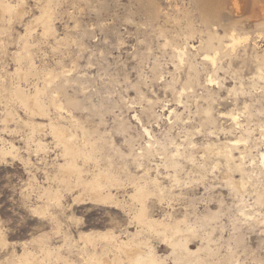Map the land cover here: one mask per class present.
<instances>
[{
	"label": "rangeland",
	"instance_id": "374dc122",
	"mask_svg": "<svg viewBox=\"0 0 264 264\" xmlns=\"http://www.w3.org/2000/svg\"><path fill=\"white\" fill-rule=\"evenodd\" d=\"M9 1L18 5V11L7 16L0 35V147L13 143L19 150L0 161V264H67L45 260L32 242L39 238L75 264H95L85 260L94 253L105 259L104 264H132L111 241L99 239L94 248L79 240L82 234L106 233L125 241L135 237L141 253L153 251L164 264H175L171 241L186 244L195 253L191 259L207 264H264V204L257 203L264 193L259 158L264 152V36L254 33L259 25L254 11L264 0L249 1L240 17L232 0L205 7L203 14L218 25L221 37L227 23L226 27L238 26V38L248 37L235 49L225 37L229 47L219 50L216 67L205 58L216 50L201 45L208 39L201 33L192 0H60L51 7L52 25L64 42L59 49L54 35L43 33L39 20L48 0ZM156 11L159 20L154 18ZM26 42L36 60L44 56L58 72L70 70L77 61V71L92 80L86 95L68 89L73 99L65 104L88 128L87 137L99 143L100 166L115 168L122 179L120 186L109 188L117 203L93 201L81 186L62 184L57 167L64 160L58 142L49 130L34 135L26 124L31 115L11 99V90L19 83L13 74L20 65L17 54ZM181 49L187 52L183 62L176 55ZM213 76L216 81L210 84ZM9 111L13 117L5 123ZM69 122L62 124L79 143L83 131ZM40 138L48 149L37 150ZM239 138L247 140L237 148L231 143ZM220 150H231L235 160ZM172 156L179 164L176 169L165 166ZM78 161L85 178H90L87 172L94 170V163ZM240 164L251 174L245 194L231 185V178L241 180L235 167ZM145 171L161 185L160 189L147 185L145 220L155 222L152 227L135 218L140 205L131 197L138 184L146 183ZM45 189L58 191L60 201H51ZM166 225L175 231H166ZM25 250L34 254L33 262L22 260Z\"/></svg>",
	"mask_w": 264,
	"mask_h": 264
},
{
	"label": "bare ground",
	"instance_id": "6f19581e",
	"mask_svg": "<svg viewBox=\"0 0 264 264\" xmlns=\"http://www.w3.org/2000/svg\"><path fill=\"white\" fill-rule=\"evenodd\" d=\"M58 1H60V0H48L47 3H46V6L42 9L41 16L39 17V20L44 25V32L43 33L48 34V35L49 34L50 35H54L55 40H53V41H55L54 44H56V47L54 45L53 46L56 49H59L61 45L64 46L63 40L59 39V37L56 35L57 32H55L56 30L54 29V27L52 25L53 14H52L51 7H52L53 4H56ZM192 1L194 2L193 5H195L196 11L199 12V18H198L199 22H201L202 26H203L202 27L203 30L201 31V33H205L206 37L208 39V40H206L207 43L204 42V40L201 41V45L205 46L208 50H216L214 52V54H212V55L210 53L209 54L206 53L205 58L212 63V66L216 67V66H218L217 62H218V56L220 54L219 50H221V49L223 50L224 48H228L229 47L228 45H225L226 44L225 37L227 38V40L231 41V43L233 44V48L234 49H235V47L237 45L242 43V41H244V42L247 41L248 37H246V38L245 37L244 38H242V37L238 38L237 34H235L236 33V29H237L236 28L237 25L235 23H234V25H232L230 27H226V26H228V23H227V25H225L223 23L225 25V26L223 25L221 27V28H223L222 30L225 33V37L223 38V37H221V34L219 33L218 25L211 24V22L209 20V17L208 18L205 17V15L203 14L204 10H206L205 7L207 5L210 6V5H214L216 3L218 4V2H221V0H192ZM249 1H252V0H232V2H230V4L232 3V5L234 7V13L237 14L236 15L237 17L243 16V12L245 10V5L248 4ZM255 1H256L255 2L256 4L259 3V2H257V0H255ZM17 7H18L17 4L13 5L9 0H0V35L3 32V26L2 25L4 24L6 18H8L7 16L8 15L11 16L14 12L16 13V11H18ZM193 12H195V10ZM19 13H20V11H19ZM215 13H213V14H215ZM218 13H220V12L218 11ZM254 13H255L254 22L255 23H259V25L256 27L257 30L254 33L256 34V36L258 38H261V37L264 36V3H262V2L259 3V6L256 7ZM13 15H15V14H13ZM218 15L219 14H217V16ZM189 16H190V14L188 15V17ZM214 17H215V15H214ZM154 18H156V19L159 18V12L158 11H156V14H154ZM185 18L187 19V17H185ZM210 19H213V18H210ZM216 20H218V19H216ZM188 21H191V20L188 19ZM212 22H213V20H212ZM218 22H221V21H218ZM30 26H31V24H30ZM191 26H193V25H191ZM0 42H1V38H0ZM77 44H78V47H79V43L78 42H77ZM216 44H219V48H217ZM192 47L194 48V46H192ZM83 49H84V47H83ZM186 53H187L186 50H182V49L177 51L176 55L179 58L178 60L180 62H183L184 56L186 55ZM223 54H225V53H223ZM17 56H18L17 57V59H18L17 62L20 65L15 69V73H13V74L19 80V83L16 84L15 87L12 88V90H11V99L16 101V102H18L19 104H21V106L26 110V112L29 115H31L32 121H30V119H29V122H26V124L28 126H30L31 131H32V133L34 135H36L38 133L42 134V132H45L46 130H49L51 136L53 137V139L56 142H58V146L61 147L64 162L62 164H59L58 167H57L59 173L62 175V178L60 179V182L62 184H65L67 187H72L73 185H75L77 187L81 186L83 188L84 192L93 201L102 202V203H109V202L110 203L111 202L112 203H117V199H116L115 195L112 193V191L109 190V188H111V189L114 188L115 189V187L120 186L121 183H122V179L119 177V174L117 176L116 173H114L115 170H112V169H115V168L105 169L104 167L100 166L99 161H100V158H101L102 155L98 158V152H99V150H101V149L98 148L99 147L98 146L99 143H96L95 141H93V138L89 139L87 137L88 136V130H86V129H88V128L83 127L82 124L79 123L80 119H79V121L75 120V116L71 112V111H73L72 107L70 106L72 110L71 109L69 110V108L67 107L68 104L67 105L65 104V103H67V101L70 100V98H72V97L69 96L68 89H73V90H76V92H78V94L81 93L83 95H86L84 93H87V90L89 89L90 84L92 83V80L90 78H87L88 77L87 74L83 75V74H81L80 71H77V69L79 67V64H78L77 61H72V65H71V69L70 70L63 69L62 72H58L56 69H53V67L51 66L52 62L49 61L50 62L49 63L48 61H46V59H44L45 58L44 56L42 57V55H41L43 60H41V59L40 60H36L33 57V53L31 52V50L29 48V42L24 43V46H23L22 50L17 54ZM23 65H25V67H23ZM193 73H195V72H193ZM208 81H209L210 84H213L216 81V79H214V76H213V77H209ZM23 83L26 84L25 88L23 86L24 85ZM28 87H30L29 89L32 90V91H30L28 89ZM61 89H64V91H65L64 94L61 93V91H60ZM185 91L186 90L184 89L183 93ZM76 96H78V95L76 94ZM62 97L65 99V101L62 100ZM75 109H78V108H75ZM52 112H54V115H55V116L53 115L54 117L52 116V114H53ZM6 114L7 115L5 116V120H4L5 123H6V121L8 122V120H11V118L13 117V113L10 112V111L8 113H6ZM171 114H172V112H171ZM76 117H78V116H76ZM134 117L139 123H141V119L137 115H135ZM231 117H232V120H233V122L235 124L239 123L238 122V118L236 116L231 115ZM35 118H38L40 120H45L46 122L48 121V123L35 122L34 121V120H36ZM64 121H70L72 123V125H73L72 128H75L76 130L78 128L82 129V131H83V133H82L83 134L82 141H80L79 143H77L75 141L74 135H76V134H74V135L70 134V132H69L70 128L67 127L68 125L66 124V126H65V125L62 124V122H64ZM141 125H142V123H141ZM144 131H145L146 135L149 138H153L152 134H151V131L148 128H145ZM50 134H49V138H50ZM26 138H27V136H26ZM34 139H36V138H34ZM239 139H237L236 141H233L231 144L233 146L237 147V145H239L240 143L246 142V141H244L246 138L245 139L241 138L240 140ZM95 140H97V139H95ZM150 143H152V142H150ZM36 144H37V150H39V151L46 150V147H47L46 144L47 143L44 144L42 138H40L38 140V142H36ZM56 146H57V144H56ZM149 147H152V145L150 144ZM165 147H167V146H165ZM25 148H27V147H25ZM154 148H156V147H154ZM47 149H48V147H47ZM18 150H19V148L16 145H14L13 143H10L8 146L4 145L3 147H0V161L6 160V159H8L10 157H14L15 153ZM205 150L207 151L208 149H205ZM231 150L230 151L220 150V151H221V154L223 153L224 156L228 160H231V159H234V153ZM42 153H45V152H42ZM175 155H177V154H175ZM218 156H220V155H218ZM55 157H56V155H55ZM241 157L243 158V156H241ZM79 158L84 159L86 162L88 161V162H93L94 163V170L92 172H87L89 174L91 173V177L88 178V179L85 178V176H84L86 171L84 170V167H82V165L80 166V163L78 161ZM259 158L261 159V162L264 165V152L260 153V157ZM140 159H142V158H140ZM242 161L243 160H241V162ZM165 166L166 167H172V168L176 169L179 166V164L172 156V158H169L166 161V165ZM235 167H237V169L239 170V173L241 174L242 177H241V180H239V181H236L234 178H231V185L234 187V189H236L239 192V194L240 193H244L247 190L248 180H250L251 174L249 172H247L248 170H246L244 168V166H242L241 164L237 165V166L235 165ZM116 172H117V170H116ZM148 172L149 171H145V173L143 174L146 183L144 182L145 183L144 185L143 184H140V185L138 184L136 186V188H134L135 192H134L133 195H131V197H132V199L135 202H138L139 205H140L139 209L136 208L134 210L135 218L138 221H140V223H145L149 227H152L155 224V222L146 221L145 220L146 211H147V208H146V205H145V201H146V198H147V195H148V189H149L147 187V185L149 183H152V184H154L156 186L155 188H159V189L161 188V185L156 180L151 179L152 176L150 177L149 176L150 174ZM228 175H229V173H228ZM89 176H87V177H89ZM141 178H143V177H141ZM124 179H126V178H124ZM139 179L140 178H138V181H139ZM127 181H129V180H127ZM130 181H132V179ZM132 182H134V181H132ZM44 192H45V196L47 195L48 198L51 201H60V199L62 197L61 194H59L58 191H54V190H51V189H45ZM257 203L259 205L260 204L261 205L264 204V193L259 195V197L257 199ZM132 209H134V208H132ZM38 211L41 212V213L44 212L43 209H39ZM263 219H264V217H263ZM255 224H257V223H255ZM165 230L166 231H168V230L169 231H175L174 228L171 227V225H166L165 226ZM179 230H180V228L177 226L176 232H179ZM134 238H132L131 240L125 241V240H122L120 237L116 236L115 234L106 233L104 235H101V234H99V235L82 234L81 235V239H79V240H81L85 245H90V246H93L94 248L96 247V243H97V241L99 239H104L106 241H111L112 243H114V247L117 248L118 251H123L125 253V255L127 256V259L132 264H164V262L160 261L159 258L156 257V255L153 253V251L149 252L148 254H145V255L143 253H141V250L137 249L138 248L137 246H139V245H135L133 243L134 242ZM32 242H35L36 246L41 250V252H43L45 254V258H44L45 260L46 259L51 260V259L54 258L56 260H64L65 263H67V264H75L73 261L65 259V258H62V256L55 254V252L52 249H50V247H47V245L45 244V242L43 241L42 238H39L36 241L32 240ZM171 243L173 244V249H174V252H175V255H176V258L174 259L175 260V264H207V263H204L203 261L201 262L200 260L191 259V257L195 253L190 251V249H188L186 244L184 245L182 243H176V242H172V241H171ZM21 258L25 262H33V260L35 259L34 258V254H32L31 252L26 251V250L24 251V253H22ZM198 259H200V258H198ZM230 259H231V257H230ZM85 260H86V262H92V263H95V264H104L105 263V259L102 258V257H99L96 253H94L92 256L85 257ZM243 260H244V258H243ZM240 262H241V260H240Z\"/></svg>",
	"mask_w": 264,
	"mask_h": 264
}]
</instances>
